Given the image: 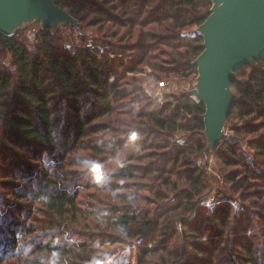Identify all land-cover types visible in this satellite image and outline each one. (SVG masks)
<instances>
[{"label": "trees", "instance_id": "trees-1", "mask_svg": "<svg viewBox=\"0 0 264 264\" xmlns=\"http://www.w3.org/2000/svg\"><path fill=\"white\" fill-rule=\"evenodd\" d=\"M58 5L115 41L60 45L45 25L30 47L17 33L0 32L12 67L0 61V264H104L95 260L102 242L126 239H133L137 264H145L178 227L191 237L184 238L193 244L189 264H264V57L233 71L225 123L234 135L211 151L230 194L193 209L208 182L193 158L206 146L205 106L188 91L152 99L137 73L148 67L162 79L196 75L203 38L194 28L212 0ZM177 132L183 144L173 139ZM81 150L90 158L77 155ZM74 164H88L89 176ZM138 167L153 184L176 190L169 212L177 218L168 220L166 210L154 218L134 201L113 205L107 180L133 178ZM82 189H92V203L80 200ZM234 196L246 203L239 211Z\"/></svg>", "mask_w": 264, "mask_h": 264}, {"label": "rangeland", "instance_id": "rangeland-1", "mask_svg": "<svg viewBox=\"0 0 264 264\" xmlns=\"http://www.w3.org/2000/svg\"><path fill=\"white\" fill-rule=\"evenodd\" d=\"M73 18L75 19V22L73 23L58 22L53 29L50 27L53 35V41L55 43L65 46H77L81 44L89 45L90 43L102 44L101 42L106 41L114 43L115 39L105 36L104 29L102 28L103 26L91 24L89 18L81 21L75 17ZM40 28L43 27L41 26L39 20H32L30 22L24 21L14 29V33H17L21 39L25 40L26 43L32 47L37 43V33ZM197 28L198 26H196L194 30L197 31ZM0 61L6 66L12 68L9 65L8 54L1 50ZM137 76L142 79L141 87L144 92L152 99L157 100L165 96L178 94L184 91H188L190 93V91L195 88L194 85L197 74L188 78L172 76L170 78L162 79L159 77L157 72L150 70L148 67H144L141 72L137 73ZM163 81L170 84L169 89H163L160 87V84ZM223 129V137H233L234 134L226 123H224ZM173 139L179 144H183L185 140L184 132L175 133ZM205 142L206 146L204 150L193 154V158L195 159L196 164L206 171L208 182L205 191L198 198H196L193 209L198 207H201V209L202 207L204 209L212 208L214 205L221 202L223 194H230L228 183L223 176V168H220L218 162L211 155V151L213 149L206 148L208 145L206 136ZM87 153L88 152L86 150H81L77 153V155H84L85 157L90 158ZM146 162L147 159H143L138 163H135V165H142ZM71 169H81L82 173L86 172L84 173L86 177L89 176L90 173L88 171L91 170L88 164H82L81 166L74 164ZM135 170V176L133 178H109L107 180L113 183V186H111L112 189L109 191V194L113 195V205L134 201L133 203L140 208L142 213H146L148 211L147 213L153 214L152 217L156 218L157 215H163L162 212L166 210L167 215L169 216L168 220H172L173 215L178 213L169 212V207H174L176 205V202L174 201L176 190L173 188H170L171 190L166 189L160 181V183L156 182L153 184V181L145 175V171H143V168L141 167L135 168ZM91 192L92 189H82L78 196L80 197V200L82 199L81 201H84L85 203H92L91 198H89V193ZM123 198H127V201H123ZM170 203L173 204L165 207V204L167 205ZM243 204L244 202L235 196L231 201V206L235 211H239ZM244 205H246V203ZM206 213H208V210ZM191 215L189 217H191ZM168 220L166 222H168ZM177 220L178 219L174 220V223L179 224V222L177 223ZM257 228L258 227L255 226V230H257ZM253 230L254 227L251 228L249 232L252 233ZM178 232L179 234L174 236L171 241L165 240V236H163L160 242L161 248L155 253L148 255L146 257L145 264H170V262L176 258H178V264H189V253L193 244L190 242L186 243L184 238L189 239L191 237L184 235L180 227H178ZM206 233H212V231L208 230ZM196 238H198V236H194V239ZM132 241L133 239H126L121 242H112V240L103 241L95 254V260L104 264L110 261L112 264L119 262L124 264H137L138 258L135 256L136 246L131 245ZM209 246L213 247L214 243L209 244ZM163 247L167 248L164 249ZM130 249L132 252L129 256H127ZM225 249H227V247ZM3 264L5 263L3 262Z\"/></svg>", "mask_w": 264, "mask_h": 264}, {"label": "water", "instance_id": "water-1", "mask_svg": "<svg viewBox=\"0 0 264 264\" xmlns=\"http://www.w3.org/2000/svg\"><path fill=\"white\" fill-rule=\"evenodd\" d=\"M61 0H0V32L13 34L24 21L39 20L52 29L75 19ZM203 49L193 60L196 82L190 94L205 106L207 149L223 139L224 123L234 96L230 77L238 67L264 57V0H212L209 15L198 26Z\"/></svg>", "mask_w": 264, "mask_h": 264}, {"label": "built area", "instance_id": "built-area-1", "mask_svg": "<svg viewBox=\"0 0 264 264\" xmlns=\"http://www.w3.org/2000/svg\"><path fill=\"white\" fill-rule=\"evenodd\" d=\"M160 87L163 88V89H169L170 84L165 82V81H163V82H161Z\"/></svg>", "mask_w": 264, "mask_h": 264}]
</instances>
